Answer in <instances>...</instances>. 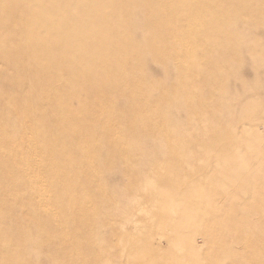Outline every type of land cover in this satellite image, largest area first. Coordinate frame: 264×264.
Wrapping results in <instances>:
<instances>
[{
    "label": "rangeland",
    "instance_id": "1",
    "mask_svg": "<svg viewBox=\"0 0 264 264\" xmlns=\"http://www.w3.org/2000/svg\"><path fill=\"white\" fill-rule=\"evenodd\" d=\"M123 1L0 0V264H159L124 224L172 177L205 225L163 264H264V0Z\"/></svg>",
    "mask_w": 264,
    "mask_h": 264
},
{
    "label": "crops",
    "instance_id": "2",
    "mask_svg": "<svg viewBox=\"0 0 264 264\" xmlns=\"http://www.w3.org/2000/svg\"><path fill=\"white\" fill-rule=\"evenodd\" d=\"M155 137L154 138V146H153V152L158 155L162 156V162L164 166H170L171 165V147H170V140L166 138ZM164 141V142H163ZM162 142V143H161ZM168 142L170 144H168ZM160 143V144H159ZM156 144V145H155ZM167 144V148L163 145ZM159 145V146H158ZM162 147V149H161ZM165 148V149H164ZM167 149V150H166ZM185 149V144L180 145L179 148V155H180V163H182V157L184 154ZM159 150V151H158ZM165 150V151H162ZM156 151V152H155ZM160 161V160H159ZM185 161V160H184ZM174 179V180H173ZM186 187V183L181 179H177L176 177L172 179L171 178H166L163 181H156L155 183V199L156 202L159 205L163 206L164 208L163 211H165V215L162 216L163 214L160 212H155V224L154 225H147L144 224L143 220L141 219L140 221L138 220L135 224V228L138 227H143L145 231H147L144 235L142 234L141 236H136L133 234V232L129 233L128 230L125 229V224H124V233L127 236H133L131 238L132 241H136L140 246L145 248L146 250L151 251L155 259L158 261L159 264H163L167 257V255L170 252H174L177 250H188L190 247H193L192 249H197L195 248V243H194V232L197 228H202V231L204 232V225L205 223L202 222L201 220L204 218L203 217V212L199 213L197 211H183V210H174L171 213L172 208L170 209L169 206H172V199H176L178 196H181V189ZM141 206L142 202L140 201ZM157 210V209H154ZM143 212L149 211V206L145 205V210H142ZM168 212V213H167ZM135 213V212H134ZM133 213V214H134ZM132 217V216H131ZM194 226L192 230H189L186 232L187 226ZM153 228L162 230V229H171L173 233H171L170 237L167 239L168 240V250L165 251L161 246L159 247H154L152 244V238H153ZM189 245V246H188Z\"/></svg>",
    "mask_w": 264,
    "mask_h": 264
},
{
    "label": "bare ground",
    "instance_id": "3",
    "mask_svg": "<svg viewBox=\"0 0 264 264\" xmlns=\"http://www.w3.org/2000/svg\"><path fill=\"white\" fill-rule=\"evenodd\" d=\"M124 1H126V0H124ZM124 1H123V2H124ZM129 1H130V0H129ZM144 1L149 2V3L152 2L153 4L157 5L158 7H162V5L165 6L166 3H167L166 0H164V1H165V4L162 3V0H144ZM3 2H4V1H3ZM124 3H125V2H124ZM168 3H169V2H168ZM167 6H168V5H166L165 7H167ZM169 6L171 7V5H169ZM169 6H168V7H169ZM165 7H164V9H167V8H165ZM153 8L156 9L155 6H154ZM186 8H187V7H186ZM164 9H163V11H164ZM171 9H172V7H171ZM171 9H170V10H171ZM170 10H169V11L165 10V11H166L167 13H169ZM185 10H186V9H185ZM136 12H138V11H136ZM154 12H157V11L154 10ZM166 12H165V13H166ZM160 13H161V8H160ZM163 13H164V12H163ZM163 13H161V15H162ZM165 13H164V14H165ZM170 13H171V14H170L171 16H170L169 19H171L172 15H173V14H172V11H171ZM163 16H166V14L163 15ZM168 16H169V14H167L166 17H168ZM163 18H164V17H162V19H161L162 21L165 20V18H164V19H163ZM159 19H160V17H159ZM167 19H168V18H166V20H167ZM166 20H165V21H166ZM172 20H173V19H172ZM172 20H170L169 22H171ZM163 23H164V22H163ZM163 23H162V24H163ZM162 24H161V23L159 24V25H160V30L163 29V28H161V27L166 26L165 23H164V24H165L164 26H162ZM168 25H169V23H168ZM166 29H167V27H166ZM166 29H163V30H166ZM170 31H171V30H169V31H167V32H170ZM162 32H163L162 35H164V34L166 33V32L164 33V31H162ZM162 32H161V33H162ZM136 33H137V32H136ZM136 33H135V34H136ZM139 33H140V32H139ZM139 33H138V35H139ZM162 35H161V37H162ZM169 35H170V34H169ZM169 35H168L167 37H169ZM139 36H140V35H139ZM2 40H3V38H2ZM2 40L0 41V43L2 42ZM4 40H5V39H4ZM4 40H3V42H4ZM164 40H165V39H164ZM175 40H176V39H174V41H175ZM181 41H182V40H181ZM176 42H177V41H176ZM4 44H5V43H4ZM177 44H178V43H177ZM2 45H3V43H2ZM58 45H59V44H58ZM4 46H5V45H4ZM0 47H2V46H0ZM2 50H3V49H2ZM2 50H1V51H2ZM3 51H4V50H3ZM154 66H155V65H154ZM158 67H159V66H158ZM152 69H153V67H152ZM153 71L155 72V69H154ZM148 72H149V71H148ZM251 74H252V73H251ZM178 75H179V74H178ZM139 84H140V83H139ZM195 91H196V90H195ZM25 93H26V91H25ZM25 93H24V94H25ZM26 94H27V96L29 95L28 92H27ZM26 94H25V95H26ZM151 94H153V93H151ZM53 96H54V95H53ZM150 96H151V95H150ZM54 99H55V98H54ZM150 99H151V98H150ZM152 101H153V100H152ZM139 102H140V101H139ZM102 107H103V106H102ZM154 107H155V106H154ZM178 111H179V110H178ZM17 112H18V111H17ZM17 112H16V113H17ZM168 113H169V112H168ZM177 113H178V112H177ZM180 113H182V112H180ZM165 114H166V112H165ZM166 115H168V114H166ZM183 115H184V114H183ZM181 116H182V115H181ZM166 117H168V116H166ZM179 117H180V116H179ZM183 118H184V117H183ZM166 120H167V119H166ZM172 120H173V119H172ZM175 120H176V119H175ZM177 120H181V119H177ZM205 121H207V120H205ZM170 122H171V120H170ZM173 122H174V121H173ZM184 122H185V121H184ZM181 123H182V120H181ZM167 124H168V123H167ZM172 124H173V123H172ZM174 124H175V123H174ZM180 125H181V124H179V126H180ZM183 125H184V124H183ZM175 126H176V124H175ZM175 126H174V127H175ZM182 127H183V126H182ZM24 129H25V128H24ZM173 130H174V129H173ZM74 131H75V130H74ZM2 132H3V131H2ZM4 132H5V131H4ZM66 133H67V132H66ZM77 134H78V133H77ZM77 134H76V135H77ZM168 134H169V133H168ZM76 135H75V136H76ZM70 136H71V135H70ZM213 136H214V135H213ZM3 137H4V136H3ZM13 137H14V136H13ZM67 137H68V136H67ZM76 137L78 138V136H76ZM119 137H120V136H119ZM170 137L173 138V135H172V136L170 135ZM63 138H66V136L63 137ZM66 139L69 140V139H73V138H69V137H68V138H66ZM75 139H76V138H75ZM118 140H119V139H118ZM160 140H161V139H160ZM163 142H164V141H163ZM161 143H162V142H161ZM135 144H136V143H135ZM147 144H148V143H147ZM159 144H160V143H159ZM81 145H82V144H81ZM155 145H156V144H155ZM161 145H163V144H161ZM166 145H167V144H165V145H163V146H165V148H167L168 145H167V146H166ZM78 146H79V145H78ZM158 146H159V145H158ZM131 147H132V146H131ZM136 147H137V146H136ZM134 148H135V147H134ZM165 148H164V149H165ZM169 148H170V147H169ZM169 148H167V149H169ZM132 149H133V147H132ZM135 149H136V148H135ZM161 149H162V147H161ZM167 149H166V150H167ZM1 150H2V149H1ZM133 150H134V149H133ZM3 151L5 152V150H3ZM158 151H159V150H158ZM162 151H165V150H162ZM1 152H2V151H1ZM155 152H156V151H155ZM2 154H5V153L2 152ZM2 154H0V155H2ZM3 157H4V155H3ZM14 165H15V164H14ZM16 165L18 166V162H17ZM9 168H10V167H9ZM9 168H7L6 173H7V171H9V170H8ZM19 168H20V167H19ZM11 169H12V168H11ZM11 169H10V171H11ZM15 169H17L16 166H15ZM18 171H19V170H18ZM9 173H10V172H9ZM11 173H12V171H11ZM13 174H14V172H13ZM56 174L58 175L57 172H56ZM103 175H104V174H103ZM13 176H14V175H13ZM11 179H12V176H11ZM104 179H106V178H104ZM108 179H109V178H108ZM19 181H20V180H19ZM110 181H111V180H110ZM20 182H21V181H20ZM105 183H106V181H105ZM149 183H150V181H149ZM12 184H13V183H11V185H12ZM150 184H151V183H150ZM145 185H146V184H145ZM66 189H67V188H66ZM59 191H60V190H58V192H59ZM67 191H71V190H67ZM68 195H69V194H68ZM68 195H67V197H68ZM69 196H70V195H69ZM82 196H83V195H82ZM69 199H71V198L69 197ZM16 201H17V200H16ZM19 201H20V200H19ZM39 201H40V200H39ZM19 203H20V202H19ZM19 203H18V204H19ZM33 203H34V201H33ZM139 203H140V202H139ZM38 206H39V205H38ZM34 208H35V206H34ZM32 209H33V206H32ZM36 211H37V210H36ZM67 213H68V212H67ZM65 216H66V215H65ZM83 226H84V225H83ZM100 228H101V227H100ZM100 230H101V229H100ZM102 233H103V230H102ZM97 234H98V233H97ZM99 235H100V233H99ZM100 236H101V235H100ZM102 236H103V235H102ZM96 237H97V236H96ZM98 239H100L99 236H98ZM101 240H102V238H101ZM99 242H100V240H99ZM112 243H113V242H112ZM228 253H229V252H228ZM225 256H226V255H225Z\"/></svg>",
    "mask_w": 264,
    "mask_h": 264
}]
</instances>
